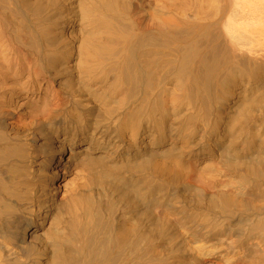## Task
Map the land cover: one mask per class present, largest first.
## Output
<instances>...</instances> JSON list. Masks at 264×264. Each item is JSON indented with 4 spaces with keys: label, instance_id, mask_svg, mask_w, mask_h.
Returning a JSON list of instances; mask_svg holds the SVG:
<instances>
[{
    "label": "bare ground",
    "instance_id": "1",
    "mask_svg": "<svg viewBox=\"0 0 264 264\" xmlns=\"http://www.w3.org/2000/svg\"><path fill=\"white\" fill-rule=\"evenodd\" d=\"M0 264H264V0H0Z\"/></svg>",
    "mask_w": 264,
    "mask_h": 264
}]
</instances>
